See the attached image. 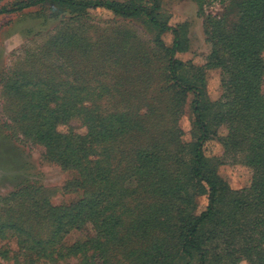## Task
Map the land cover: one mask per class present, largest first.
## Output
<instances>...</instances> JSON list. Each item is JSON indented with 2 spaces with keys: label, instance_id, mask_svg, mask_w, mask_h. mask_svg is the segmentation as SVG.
<instances>
[{
  "label": "trees",
  "instance_id": "16d2710c",
  "mask_svg": "<svg viewBox=\"0 0 264 264\" xmlns=\"http://www.w3.org/2000/svg\"><path fill=\"white\" fill-rule=\"evenodd\" d=\"M44 4L74 13L102 9L125 19L145 18V22L161 33L172 31L174 42L171 48H164L159 42L158 49L163 47L168 52L165 66L168 75L158 93L190 92L195 95L192 111L199 137L185 174L161 169L153 151L160 150L161 146L155 135L156 125L162 122L156 118V115L159 117L158 112L146 103L147 99L141 103L148 110L140 113V110L131 109L133 104L122 102L126 97L121 92L120 97L114 95L119 88L132 85L130 80L127 79L125 84L124 75L120 74L114 84L102 83L100 78L107 71L95 64L94 88L101 93L82 96L86 98L75 97L73 93L77 87L74 64L77 52L82 51L80 55L90 62L98 60L95 53L103 49L105 53L101 57L105 67L111 69L113 64V69L119 67L124 70L131 64L120 61L119 56L139 46L141 38L122 29L115 30L112 36H120L123 32L125 38L120 42H112L105 37L96 42L87 39L81 43L73 34L63 36L59 48L66 57L63 64H71L70 69L64 68L61 72L62 66L49 67L48 74L34 72L31 77H20L10 87L15 98L12 99L20 108V118L28 124L35 140L58 150L62 164L76 174L72 186L82 191V197L76 203L51 209L49 235L32 233L29 236L32 249L52 254L49 257L53 261L59 257H74L79 260L77 264H218L217 259H211L209 247L220 241L226 243V238L229 239L226 231L233 229L234 221L231 214L224 215L225 207L233 205L226 195L228 185L217 173L218 164L207 157L205 150V144L217 133L213 125L228 123L230 130L240 131L237 135L246 145L247 153L254 154L253 181L235 208L241 211L260 209L259 223L264 221V98L260 91L264 70L261 58L264 49V0H243L236 7L227 9L220 20L212 19L214 45L225 53L221 56L217 51L213 55L222 67L230 70L233 79L228 87L231 90L234 87L237 93L234 107L212 119L209 118L210 106L202 94L204 87L202 90L182 75L186 65L176 55L184 50V43L177 29L159 20L160 0H153L150 8L113 0H27L11 10L0 9V15ZM147 54L143 53L145 60H148ZM93 80L83 83V87ZM107 95L112 97L113 105L117 103L116 109H109L111 102ZM150 98L154 101L158 94L150 95ZM104 99L108 101L102 107L100 103ZM49 101L54 102L56 108H48ZM73 117L82 120L85 134L65 128ZM237 121H240L238 126ZM232 137L230 135L227 142L230 143ZM197 191L207 196V207L199 215L185 213L181 200L197 194ZM7 227L9 225L0 224V236ZM17 229L21 231L22 227ZM74 229L88 230L84 241L69 247L51 248L58 246L62 238ZM218 247L214 245L213 248L216 250Z\"/></svg>",
  "mask_w": 264,
  "mask_h": 264
},
{
  "label": "rangeland",
  "instance_id": "374dc122",
  "mask_svg": "<svg viewBox=\"0 0 264 264\" xmlns=\"http://www.w3.org/2000/svg\"><path fill=\"white\" fill-rule=\"evenodd\" d=\"M25 1L0 0V9L11 10ZM113 1L136 3L149 8L153 6V0ZM242 1L226 0L220 3L209 0H160V10L157 12L159 20L177 29L184 43V50L176 55L186 65L182 75L202 90L204 87L202 94L210 106L211 119L233 108L237 94L234 87L232 90L228 87L233 79L230 70L226 66L222 67L213 55L217 51L221 56L225 55L222 48L214 45L211 33L214 31L213 20H220L227 9L234 5L236 7ZM145 21V18H121L102 9L74 13L50 4L0 15V224L9 225L0 236V264H77L79 261L74 257H59L53 261L49 257L52 254L46 255V252L32 249L29 240L32 233L49 235L51 209L76 203L81 199L82 191L72 186L76 174L65 168L58 150L35 140L28 124L20 118V108L10 89L20 77H31L34 72L39 71L43 75L50 70L49 67L62 66L61 72L64 68L70 69L71 64H63L66 63V57L59 48L63 36L73 34L81 43L87 39L96 42L105 37L112 42H120L125 38L123 32L120 36H112L115 30L122 29L141 38L139 46L119 56L120 61L131 64L124 70L119 67L113 69V64L111 69L105 67L101 57L105 53L103 49L95 53L98 60L90 62L80 55L82 51L75 53L77 87L73 93L80 98L101 93L94 88L96 83L93 78L97 74L94 72L95 64L97 68L107 71V76L98 77L102 83L112 85L120 74L124 75L125 84L128 79L132 85L121 90L119 88L114 95L120 97L122 93L126 97L122 102L133 104L131 109L136 112L140 110V113L148 110L141 103L147 99L146 103L153 106L151 108L154 112H158L159 117L156 114L154 116L162 119L155 128V135L161 144L160 150L153 149L159 159L158 166L176 174H185L189 170L192 149L199 137L192 111L195 95L190 92L158 93L168 75L165 72L168 52L164 48L172 47L174 34L172 31L161 33ZM58 37L61 39L57 43ZM160 41L164 48L158 49ZM146 52L148 60L142 57ZM261 58L264 65V49ZM90 80L93 82L83 87ZM130 86H133V90H130ZM260 91L264 98V70ZM157 94L158 99L152 101L150 95ZM239 96L240 92L237 98ZM111 98L107 95L111 102L109 109H116L117 103L113 105ZM107 99L100 103L102 107L106 105ZM48 108H56V104L49 101ZM237 122L236 126L240 121ZM66 126V129L69 127L76 133H86L80 118L73 117ZM213 126L217 133L205 144V150L207 157L218 164L217 173L228 185L229 192L226 195L233 205L225 207L224 215L231 214L234 223L233 229L226 231L230 239L226 238L227 244L220 241L214 244L220 246L216 250L214 245L209 247L211 259H217L218 264H264V221L259 223L261 210L241 211L235 208L253 181L255 169L252 165L256 164L254 154L247 153L246 145L241 143L237 135L240 131L230 130L228 123ZM240 127L246 129L243 125ZM230 135L233 137L229 143L227 138ZM197 192L181 200L185 213L199 215L207 207V196ZM18 227H22V230L18 231ZM87 232V229L71 230L58 246L51 248L54 250L82 242Z\"/></svg>",
  "mask_w": 264,
  "mask_h": 264
}]
</instances>
